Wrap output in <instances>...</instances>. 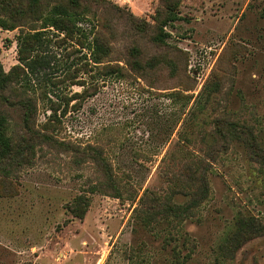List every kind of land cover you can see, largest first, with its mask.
Wrapping results in <instances>:
<instances>
[{"label": "rangeland", "instance_id": "obj_1", "mask_svg": "<svg viewBox=\"0 0 264 264\" xmlns=\"http://www.w3.org/2000/svg\"><path fill=\"white\" fill-rule=\"evenodd\" d=\"M109 1L120 8L108 14L118 34L113 58L96 68L88 49L74 41L56 45L53 29L43 52L46 65L30 73L26 85H14L34 98V125L53 142L35 139L25 163L0 162V264H172L175 241L165 244L159 225H140L136 209L145 190L164 194L187 162L203 157L209 196L199 219L183 224L190 239L178 241L180 252L191 251L189 264H264V233L232 260L216 259L220 237L238 214L264 225V164L239 142L214 134L221 115L264 132V0H182L160 46L119 18L132 13L156 25L160 0ZM18 34V28H0L6 72L19 63ZM132 45L156 63L145 76L126 70L123 56ZM73 46L81 50L67 55ZM106 64H120L124 75L104 74ZM215 83L219 90L206 105L200 93ZM54 101L58 117L46 129ZM1 114L14 141L26 135L19 108L0 101ZM89 144L104 149L121 197L109 187L93 191L107 180L82 153ZM78 197L89 202L82 218L69 209Z\"/></svg>", "mask_w": 264, "mask_h": 264}, {"label": "trees", "instance_id": "obj_2", "mask_svg": "<svg viewBox=\"0 0 264 264\" xmlns=\"http://www.w3.org/2000/svg\"><path fill=\"white\" fill-rule=\"evenodd\" d=\"M160 1L163 7L157 9L154 15L156 25L142 21L132 13L119 15V18L124 19L130 29L145 32L149 41L156 46L165 43L168 32L164 30V27L179 17L178 8L182 2V0ZM119 11L120 8L109 0H0V28L19 29L17 36L19 63L8 72L0 67V101L11 103L19 108L22 113L21 129L29 136L20 134L19 140L14 141L10 122L5 114H1L0 162L5 160L17 164L25 163L29 161L30 153L34 152L37 144L35 139L41 137L45 142H53V136L46 133L40 134L34 125L37 113V103L34 98L26 94L24 87L21 89L14 87V85L20 87L26 85L30 80V73H34L39 66L46 65L43 52L49 46V41L52 40L50 32L53 29L56 31L53 32L58 37L55 43L60 47L74 41L80 45L81 49H88L92 66L95 65L97 68L98 63L113 58L118 34L115 24L108 14ZM148 32L150 33L148 34ZM57 33L63 34V36L59 37ZM81 49L73 46L67 55ZM126 52L123 56L128 66L126 70L135 71L145 76L149 70L154 69L156 63L152 62L153 59H145L140 46H129ZM84 55L86 58L87 52ZM84 65L89 66V60ZM100 69L104 74L120 72L124 75V68L120 64H106ZM210 86V84L205 86L200 93V100L201 102L205 100L206 105L209 98L219 90L216 83L215 86ZM7 91L11 93L9 94ZM59 107V103L52 102L49 121L44 124L46 129L54 127L53 122L58 117ZM219 118L222 122L218 127V132L214 133L215 136L228 144L239 142L248 150L253 160L264 164V132L257 134L245 123L228 121L223 115ZM262 130H264V126H262ZM82 151L86 157L94 160L100 166L104 178L107 180V182L96 185L93 191L99 187L102 189L109 187L113 195L121 197L119 180L104 156V149L101 146L89 144ZM207 167V158L203 157L198 161L191 159L187 162L186 168L184 167L180 172L182 175L174 176L176 182L168 191L164 194L153 192L149 195V191L145 190L139 199L136 210L142 212L140 213V225L152 229L159 225L165 244L170 245L171 241H175L172 248V264H189L190 262L191 251L182 254L178 241L182 239L184 245L189 241V232L183 229V224L192 219H199L195 218V215L209 196ZM88 203V200L78 197L71 203L69 209L75 216L82 218ZM263 233L264 225L258 223L255 218L243 217L238 214L220 237L215 248L216 259L220 263L232 260L244 243Z\"/></svg>", "mask_w": 264, "mask_h": 264}]
</instances>
